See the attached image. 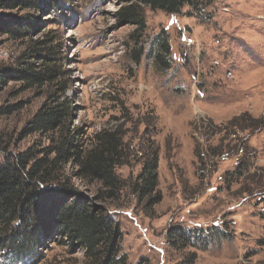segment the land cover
<instances>
[{"label":"rangeland","instance_id":"1","mask_svg":"<svg viewBox=\"0 0 264 264\" xmlns=\"http://www.w3.org/2000/svg\"><path fill=\"white\" fill-rule=\"evenodd\" d=\"M121 4L60 0L40 11L0 5L2 28L16 19L32 25L21 38L0 29V167L17 155L29 156V167L56 157L59 132L27 129L55 85L29 87L18 77L28 62L37 63L34 47L54 40L62 83L56 97L70 106L75 144L86 150L106 131L122 135L125 145L114 198L100 181L76 176L75 158L59 163L62 181L74 191L68 199L114 219L129 264H264V128L245 131L232 122L244 113L264 121V0H215L200 16L190 7L175 15L145 7L146 55L139 63L134 26L116 18ZM163 32L171 54L157 65L150 51ZM152 144L159 153L155 205L132 189L142 149ZM242 161L250 164L247 179L229 188L227 173ZM53 194L35 209L43 219L59 199ZM175 227L214 236L197 249L174 246L167 238ZM21 261L86 264L83 250L58 237ZM9 263L0 250V264Z\"/></svg>","mask_w":264,"mask_h":264},{"label":"trees","instance_id":"2","mask_svg":"<svg viewBox=\"0 0 264 264\" xmlns=\"http://www.w3.org/2000/svg\"><path fill=\"white\" fill-rule=\"evenodd\" d=\"M121 6L116 13L117 20L122 24L135 28L132 34L135 49L133 60L139 63L146 55L144 35L147 30L145 7L153 11L160 10L169 15L180 14L190 7L197 16L215 0H120ZM60 0H0V5L8 8H20L23 11H40L53 8ZM8 27L0 29L19 38L26 35L24 31L31 28L21 19H16ZM54 40H47L34 47L37 63H29L20 70V79L28 82L29 87L44 84L55 85L54 94L36 112L28 124V130L57 131V144L54 146L56 157L51 160H37L28 166L27 155H17L10 158L0 167V250L8 255L9 264L24 262L22 259L34 257L37 249L45 239L58 237L61 242L84 252L86 264H129V257L123 252L120 241V230L114 219L105 211L88 206L82 200L70 201L68 195L74 196V191L62 181L59 163H65L67 156L75 158L79 170V179L100 181L103 187L110 189L109 198L116 197V190L121 183L115 174V167L125 163L124 138L122 135L109 132L97 134L89 147L83 150L75 144V135L70 131L71 109L57 98V90L62 88L61 74L53 62L59 61L60 53L52 45ZM43 48L47 54L39 53ZM153 59L156 64H164V58L170 57L171 48L167 33L157 36L152 45ZM28 57V56H26ZM163 60V61H162ZM243 121V123H242ZM240 130L254 131L264 128L262 119H255L244 113L232 120ZM142 170L133 181L132 189L142 201L157 204L160 199L157 194L159 153L154 145L142 149ZM250 164L242 161L238 168L227 173L229 188L234 182H239L249 172ZM247 179V178H246ZM51 186V187H50ZM50 189H54L53 191ZM115 191V192H114ZM58 199L49 219H43L37 210L50 194L51 201ZM214 231V229H211ZM218 231V230H215ZM219 232V231H218ZM224 231L219 236H224ZM210 234V235H209ZM214 236V233L212 234ZM211 233L202 229L172 228L168 233V242L174 246H199L208 244ZM142 264V263H140Z\"/></svg>","mask_w":264,"mask_h":264}]
</instances>
